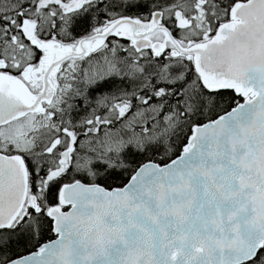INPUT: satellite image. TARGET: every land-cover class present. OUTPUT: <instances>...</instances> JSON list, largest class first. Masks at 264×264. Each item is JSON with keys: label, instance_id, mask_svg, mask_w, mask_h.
Instances as JSON below:
<instances>
[{"label": "snow or ice", "instance_id": "6c2138e0", "mask_svg": "<svg viewBox=\"0 0 264 264\" xmlns=\"http://www.w3.org/2000/svg\"><path fill=\"white\" fill-rule=\"evenodd\" d=\"M0 264H264V0H0Z\"/></svg>", "mask_w": 264, "mask_h": 264}]
</instances>
